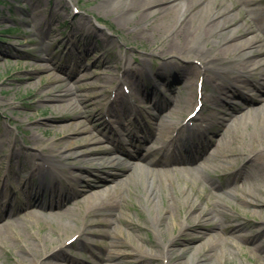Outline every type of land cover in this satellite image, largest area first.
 <instances>
[{
	"label": "rangeland",
	"instance_id": "obj_1",
	"mask_svg": "<svg viewBox=\"0 0 264 264\" xmlns=\"http://www.w3.org/2000/svg\"><path fill=\"white\" fill-rule=\"evenodd\" d=\"M206 1H209L207 11L228 7L220 18L229 14L233 22L229 21V24L222 25L210 34L198 32L188 43V47L194 51H186L185 54L170 50V43L177 45L171 30L178 27V23L168 30L169 20L175 18L166 13L165 7L155 14L142 15L141 9H124L133 0H0V213L6 221L10 220L11 225L19 223L26 226L21 227L17 234H12L11 239L0 241V264H125L119 258L102 261L103 254L100 252L105 251L101 249L104 238L98 234H87L88 242H83L69 231L57 232L58 221H47L49 215L42 209L52 202L49 195L38 199L39 202L30 206V209L21 206L29 191L39 189L38 177L33 175L29 178L27 168L41 161L40 157L43 158L42 155L53 145L55 138L63 141L66 140L63 137L65 133L74 132L69 134L67 141H70L69 146L79 149L81 146L86 147L82 141L90 136L89 145L100 144L105 148L113 146L110 137H120L127 148L126 131L121 127L124 125L134 138L140 140L150 129L157 128L155 116L163 111L164 119L172 122L171 130L165 132V136L156 143L142 144L148 149L157 147L175 134V129L193 110L195 99L189 106H183L179 98L185 90L191 91L195 97V86L199 79L203 89L200 114H214L215 127L217 124L231 123L237 105L242 103L238 94L241 89L254 93L253 83L256 81L261 82V90L255 93L258 98L256 106L264 104V79L260 78L264 75L253 69L258 62L264 67V30L259 27L264 20V13L260 16L248 13L244 17L240 5L245 0ZM256 4L252 3L254 6ZM159 5L146 7L144 12ZM258 5L264 6V0ZM73 6L78 8V12H74ZM249 26H252V31H246ZM233 27L232 37L225 40L226 33ZM253 34L261 36L260 40L253 42L254 49L257 47V51H253L254 55L249 47L240 50H244L240 57L247 60V67L238 73L243 82L237 85L235 93H227L218 102H212L210 99L216 94L214 79H220L215 75V70L205 68L202 64L210 56L221 52L226 44L241 42ZM188 54H195L196 57ZM74 62L84 67L70 78L60 70L51 71L58 75L59 80L53 79L47 71L36 70L41 65L52 68L54 63L67 66ZM222 62L224 60L215 63ZM229 65L225 64V69L231 71ZM190 66L193 67L192 71L189 70ZM88 70L97 74L87 80H80L81 74ZM141 72L144 74L141 75ZM29 73H34V79L19 83L17 79ZM206 73L214 77L205 78ZM222 81L227 83L228 80L223 76ZM55 82L59 85L66 82V87L78 95L72 106H54L55 101L45 96V89ZM90 85H96L97 89H88ZM82 96L92 98V102L96 101L97 105L85 109L87 103L80 100ZM120 103L127 105V114L119 111L122 117L107 110L109 104L117 110ZM57 115L64 117L54 119ZM81 119L85 121L81 127L86 130H71L70 127L58 125L68 122L75 124ZM103 119H108L110 125L101 123L98 127H92ZM214 126L206 132L207 137L202 139L204 142L188 153L189 156H198L194 161L167 164L173 171L170 172L169 180H163L161 194L155 192L149 214L141 201V188L148 181L143 179L136 184L129 180L128 186L122 191L123 208L116 211L117 218L122 214L143 227L138 229L132 224L124 225L119 218L117 225H122V228L116 226L115 239L131 240L137 247L140 244L142 250L150 251L149 246L141 244L140 237L161 241V233L152 219L157 217L163 200H166L181 222V217L177 215L180 205L189 206L190 213H208V218L200 217L204 223L202 225L187 219L191 227L186 226L187 234L178 235L177 240L197 248H191L175 264H264V202L254 198L262 196L257 187L264 188V177L255 169L245 168L247 161L243 160L245 153L251 150H258L264 155V139L250 131L241 136H231L230 133L224 136L226 139L221 140L218 146L220 144L224 149H232L233 153L214 155L217 151L216 138L221 136L220 133L215 134ZM184 131L186 135L189 133ZM210 140L213 141L209 144ZM189 141L185 139L186 145ZM25 151L36 155L28 156ZM109 154L103 153L107 157H124L115 151ZM156 154L159 156L161 153ZM132 161L131 164L136 166L142 164L137 156H133ZM76 166L77 163L71 162L65 165L68 171L78 173ZM17 168L22 171L20 178L14 174ZM213 179L216 185L210 189ZM3 201L6 202L5 208L1 206ZM191 202L194 204L192 208L189 205ZM82 208L84 204L73 206L78 220L84 215ZM31 210L41 211L37 222L27 214ZM86 217L97 221L96 218L103 216L91 212ZM171 221L168 216L164 219L165 237L171 236L177 227ZM215 221L218 224H213ZM223 225L224 231L221 230ZM231 226L237 228L233 230L229 228ZM92 227L99 226L93 224ZM128 231L132 232L131 236L126 233ZM194 232L201 236L188 240ZM61 240L65 243L61 251L64 252V258L48 257L47 251ZM129 249L134 250V247ZM134 264L170 263L168 258H159Z\"/></svg>",
	"mask_w": 264,
	"mask_h": 264
},
{
	"label": "bare ground",
	"instance_id": "obj_2",
	"mask_svg": "<svg viewBox=\"0 0 264 264\" xmlns=\"http://www.w3.org/2000/svg\"><path fill=\"white\" fill-rule=\"evenodd\" d=\"M209 1L206 0H133V3L128 4L124 9H141V14L145 13L149 14L154 12V14L163 9V7L167 8L168 14L171 17L175 18L173 20H169L168 30H171L178 23V27L171 30V36H173L177 45H172L170 43V50L173 52H181L187 53L186 51H194L193 49L188 47V43L198 32H202L205 35L210 34L218 28H221L222 25H226L233 22L232 17L230 15H224L220 18L228 7H224L222 9H216L214 11H207L206 6ZM252 3H257L255 6ZM261 3V0H245L241 6L243 10V16L245 17L248 13H253L257 16H260L264 13V6L258 5ZM160 4L154 9H150L148 12H144L146 7H151L152 5ZM164 4V5H163ZM240 3H237V5ZM248 7V8H247ZM140 14V15H141ZM177 14V15H176ZM32 15H34L32 13ZM225 20L226 22H223ZM52 22V21H51ZM261 30H264V20L259 26ZM78 28V27H77ZM76 29V28H74ZM252 26L247 27L246 31H252ZM235 27L231 28L225 35V40H229L232 37L233 31ZM225 32V31H224ZM260 35H251L241 42H230L223 47V50L213 56H210L205 62L202 64L205 68H211L216 71L215 75H218L219 79L217 81L214 79L213 89L216 93L212 95L210 99L212 102H218L222 99V96L227 93H235L236 87L240 83L243 82V78L241 76L240 70L247 67V60H244L245 57H240L244 50L240 52L243 48L249 47L252 50V55H254L253 51H257V47L254 49L253 42L260 40ZM169 40V39H168ZM174 47V48H173ZM250 55V56H252ZM190 57H196L195 54H188ZM218 60H224L221 64L215 63ZM228 63H231L229 65ZM225 64L230 66V70L225 69ZM84 66L79 63H68L67 66L56 65L52 68H48L47 66H39L36 70L47 71L49 75L55 79L59 80L58 75L56 73H52V70H60L67 73L68 77H72L75 73L80 72ZM193 67L190 66L192 71ZM253 69L259 70L258 73L264 75V67L260 65L258 62L257 65L253 67ZM182 73V71H179ZM185 73V72H184ZM97 74L95 71L88 70L81 74L80 80H87L89 77ZM141 75L144 72L140 73ZM186 74V73H185ZM207 75V76H206ZM223 76L227 79V83L222 81ZM34 73H29L24 76L19 77L17 80L20 82H26L34 79ZM213 78L214 76L205 74V78ZM264 79V77H260ZM91 87H87L88 89L96 90V85H90ZM261 82L256 81L253 83V89L255 92L253 95L245 97V102L243 105H240L237 108L236 114L231 117V123L225 122L219 126H216L215 134L220 133V138H216V148L217 151L214 155L223 154L230 155L232 154V149H224L218 143L222 140H225L226 136L231 133L233 135H242L246 131H250L255 135L260 136L264 139V104L262 106L258 105V98L256 97V92L261 90ZM73 91L66 87V82L59 85L58 83H54L47 90L45 89V96L49 98V100L55 101L53 103L54 106L64 107V106H72L78 97L76 93H72ZM224 93V94H222ZM94 97V96H92ZM80 100H83L87 104L85 105V109L92 106H96V101L92 102V98L82 96ZM179 101L183 106H189L192 101H194L193 93L189 91L186 94L180 96ZM157 103V102H156ZM155 103V104H156ZM159 103V102H158ZM156 106V105H155ZM118 109L114 106L107 107V110H111L113 113L117 114H127V105L121 104L118 105ZM94 110V108H92ZM125 112H123V111ZM110 111V112H111ZM120 111V113H119ZM93 116H96L95 114ZM120 115L119 117H122ZM64 116L57 115L54 119L62 118ZM157 121V128H153L149 130L147 135H143V139L136 140L134 139L132 132L128 130L126 127H121L126 131L125 136L128 141V144L132 146L129 148L131 150H126L123 147V140L119 137V139L111 138V142L113 144L112 148H105L102 145H89V141H91L92 137L85 138L82 141V145L86 146L79 149L72 148L70 145V141H67V138L70 137L69 134L74 132L65 133L63 137H66V140H58L55 138L53 141V145L47 149L45 155L43 154V158L41 161L36 163L35 165H30L28 169L29 178L33 175L37 176L39 179V189L37 191H29L26 194V201L23 202L21 206H27V209H30L36 202H39L38 199L41 200V197L44 198L46 195H49L50 202L49 205H44L42 209H44L45 213L49 215L47 221L51 219H55L58 221L59 226L55 229L59 233H63L69 231L72 233L71 235H76V237H80V240L83 242L87 241V234H98L102 236L103 242L101 243V249L104 252H100L103 254L102 261L109 262L115 259H122L125 261V264H134L137 261L144 262L146 260L152 259H167L170 264L178 263L179 259L182 256L188 254L191 248H197L194 245H190L183 240H177L178 235L187 234V227H191V225L187 224V219L192 222H196V224H204L201 218H208V213L205 211H198L196 213H190L189 206H178L177 212L179 217H181L182 221H178V217L174 215L172 212V208L166 200H163V205L161 209L157 212V217L152 219V223L157 226L159 232L161 233V241L157 242L153 239L141 238V244L147 245L150 248L148 250H142L140 244L138 247L131 242V240L120 241L115 239L114 230L116 226L122 228V225H117V222H120L119 218L122 219L124 225H135L138 229H142L143 225L139 224L136 221H131V219L126 218L124 215L120 214L119 218L117 214V210L122 209L123 204L121 195L125 186H128L129 180L135 182L136 184L140 183L143 179L147 180L148 183L144 188H141L142 193V206L147 208V212L149 214V210L153 204V200L155 197V192L157 194H161L163 189V180L170 179V172L173 170L168 167V163L173 161H178L181 159V156L176 157L175 155L180 152V146L176 136H172L167 140L165 144H161L157 147H153L151 149L144 148L142 144L146 142L148 143H156L165 136V132L171 130L172 122L164 119L163 111H159L157 116H155ZM192 118H198L201 124L205 125V128H200L198 133L202 134L203 131L211 130L216 123L208 124L209 116H203L199 112H196ZM190 118V119H192ZM118 122H121L118 119ZM99 122V121H98ZM188 121L183 123L182 129H179L178 135L179 137L184 138L187 127H189ZM207 122V123H206ZM102 124H109L108 119H103L102 122L94 123L92 127H98ZM156 123V121H155ZM85 124V121L77 120L75 124L73 122H68L65 124H58L63 126V128L70 127L71 130H77L85 127H81ZM89 130V127H87ZM243 129L244 131H241ZM90 133V132H89ZM90 135V134H89ZM226 135V136H225ZM225 136V137H224ZM35 139H37L35 137ZM57 139V140H56ZM115 141V142H114ZM213 141V140H212ZM211 140L208 142H212ZM61 142L62 144H59ZM192 146H188L185 151L191 150ZM215 148V149H216ZM118 152V154H123L124 157H120L117 155L114 156H105L103 153H112ZM159 152V156L156 154ZM25 154L31 157H34L36 153H32L29 151H25ZM102 154V155H101ZM110 155V154H109ZM133 156H137V158L142 160L141 165L131 164ZM229 157V156H227ZM130 159V161H128ZM196 157L190 158L186 156L182 158L179 162H191L194 161ZM246 159V160H245ZM247 161L245 168L247 169H255L257 172L259 171L264 177V155L258 150H251L250 152L245 153L244 159ZM50 161V162H49ZM66 161V162H65ZM67 162L77 163L76 168L79 170L78 173L68 171L65 167ZM133 162V161H132ZM243 164V163H242ZM240 164V166L242 165ZM244 166V164H243ZM12 169V168H11ZM13 170V169H12ZM14 174L19 177L21 168L15 169ZM9 178V177H8ZM20 178V177H19ZM28 179V178H27ZM7 177H5V180ZM25 183V181L23 180ZM162 183V184H161ZM6 184V183H5ZM251 184V183H250ZM216 185L215 179L211 180V186ZM252 188V185L249 186V189ZM259 193H261V197L259 198L262 202H264V188L257 187ZM74 198V199H73ZM203 200V198H202ZM250 203L251 201H247ZM84 204V215L82 219L78 220L79 216L73 210V206ZM8 205V203H7ZM130 205V204H129ZM190 207H193V203L189 204ZM2 207H6V202H1ZM31 206V207H30ZM25 210V209H24ZM4 211V209H3ZM21 212V211H20ZM39 212L41 211H29L27 213L35 222H37L40 218ZM94 212V214L98 213V215H102L103 217L94 218L86 217L89 213ZM204 215H206L204 217ZM150 216V215H149ZM167 216L171 218V222L177 225L176 229L173 231L171 236L166 235L165 227L163 226L164 219H167ZM51 217V218H50ZM81 218V217H80ZM210 220V218H209ZM5 217L0 213V241H7L11 239L12 234H17L21 227H26L25 224H13L11 225L10 220H7L5 223ZM78 222V223H77ZM93 224H97L99 227H92ZM132 224V225H130ZM213 224H218L216 221ZM15 228L14 230L12 228ZM225 225L222 226L221 230L224 231ZM18 228V230L16 229ZM196 228V227H195ZM230 229L235 230L237 227L231 226ZM197 231V230H196ZM203 233L202 231H198ZM131 236V231L126 232ZM196 232L193 233V236L189 237L188 240L196 239L197 236L200 237V234L195 235ZM212 235V234H210ZM75 237V238H76ZM105 240V241H104ZM186 240V239H184ZM65 246V243L61 240L56 243L52 248L47 251L48 257L53 258H64V252L62 251V247ZM130 247H134V250L129 249ZM141 251V252H140ZM49 264V262L42 263ZM51 264V263H50Z\"/></svg>",
	"mask_w": 264,
	"mask_h": 264
}]
</instances>
